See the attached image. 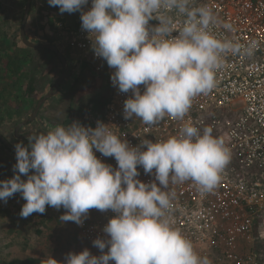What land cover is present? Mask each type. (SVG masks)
<instances>
[{
  "label": "clouds",
  "instance_id": "1",
  "mask_svg": "<svg viewBox=\"0 0 264 264\" xmlns=\"http://www.w3.org/2000/svg\"><path fill=\"white\" fill-rule=\"evenodd\" d=\"M47 2L61 14L81 12V27L92 39L94 54L115 69L113 85L132 93L124 102V118L135 116L145 125L157 124L165 115L183 120L193 98L216 86V73L228 53L251 57L258 46L214 35L215 14L207 6H192V0H91L87 12L82 9L89 0ZM172 13L184 17L175 37ZM152 19L159 26L149 28ZM224 27L232 30L230 24ZM140 85L145 86L143 94ZM212 133L211 127L201 133L188 121L166 141L145 139L131 147L102 122L95 129L77 122L67 128L56 125L47 134L30 136L27 147L15 145L18 174L0 181V201L7 203L20 193L26 201L22 218L45 213L46 206L63 207L67 211L60 219L77 225L90 209L114 211L103 229L110 238L93 241L102 255L85 249L67 254L64 264H211L174 226L175 193L169 185L191 180L202 194L216 188L231 151ZM93 149L114 157L118 169L102 163ZM138 166L149 174L155 169L158 184L136 179ZM30 170L34 174L28 175ZM46 264L61 262L50 256Z\"/></svg>",
  "mask_w": 264,
  "mask_h": 264
},
{
  "label": "built area",
  "instance_id": "2",
  "mask_svg": "<svg viewBox=\"0 0 264 264\" xmlns=\"http://www.w3.org/2000/svg\"><path fill=\"white\" fill-rule=\"evenodd\" d=\"M192 6L209 7L216 17L210 31L217 37H226L241 44L257 42L254 55L246 57L228 53L224 66L216 73V86L207 94H199L183 120L168 115L154 125H145L138 117L124 118V102L132 95L122 93L114 86L111 77L115 69L97 57L92 49V39L81 27V12L71 13V18L58 23L66 47L81 62L94 70L109 84L111 99L102 123L131 147L141 146L143 140L166 141L178 135L182 125L190 121L201 133L206 127L213 136L225 138L231 151V161L221 173V181L210 193L202 194L191 180L170 184L175 193L171 214L174 226L192 241L201 256L211 264H264V251H255V223L264 212V0H192ZM91 0L83 6L87 12ZM175 28L171 34L178 36L184 17L172 13ZM230 24L232 30L224 27ZM159 26L157 19L149 21V28ZM141 94L145 90L140 85ZM146 151V146L141 147ZM102 163L118 169L114 157H105L93 149ZM140 173L136 179L143 183L155 181V169ZM159 186V185H158ZM116 213L104 211L103 220L84 223L82 238L93 243L96 239L110 237L103 229ZM108 251V247L103 250ZM99 257L100 249L90 253ZM109 264H115L109 261Z\"/></svg>",
  "mask_w": 264,
  "mask_h": 264
},
{
  "label": "rangeland",
  "instance_id": "3",
  "mask_svg": "<svg viewBox=\"0 0 264 264\" xmlns=\"http://www.w3.org/2000/svg\"><path fill=\"white\" fill-rule=\"evenodd\" d=\"M25 6L24 0H0V133L14 147L18 143H22L25 147L29 144V141L23 142L15 137V128L22 120L28 119L33 112L35 105L29 100L32 98L35 85L40 87V94L45 96L50 90L47 87L50 84L53 85L63 71L60 60L54 54L25 50L26 46L20 36ZM50 7L47 0H32L27 34L34 42L56 45L69 61L70 75L73 68L79 66L81 62L77 61L66 47L57 25L61 21L60 18L65 21L71 17L69 14L65 16L60 12L57 15L51 13ZM14 66L18 70L15 71V68L12 70ZM79 81H81L80 78ZM83 84H87L84 79ZM106 84L110 90L109 84L107 82ZM93 97L94 95H91L89 99ZM70 98L63 99L58 107L54 103L48 105L45 112L49 115L51 119L49 123L53 127L60 125L62 119L66 117ZM87 101L88 99L85 98V104ZM75 105L76 101H74L70 117L76 118L74 122L78 123L79 118L88 108L77 112L75 111L77 105ZM26 132H29L27 127L20 134L24 135L23 133L26 134ZM214 136L222 138L225 142V138L219 135ZM9 152L0 144V181L9 180L18 174V170L14 169L17 163L16 154ZM30 172V175L34 174V170ZM21 179L26 181L27 176L21 174ZM25 203L20 193H15L8 198L7 203L0 201V264L28 257L48 259L50 256L64 264L65 257L69 253L79 254L85 249L90 253L97 251L98 248L93 243L82 238L81 226L84 223L88 224L92 221L96 223L97 220H103L104 212L95 208L90 209L87 216L83 218V223L77 225L75 222H65L60 219L67 211L63 207L57 210L46 206L45 213H33L27 218H22L19 213ZM258 253L263 254V252Z\"/></svg>",
  "mask_w": 264,
  "mask_h": 264
},
{
  "label": "flooded vegetation",
  "instance_id": "4",
  "mask_svg": "<svg viewBox=\"0 0 264 264\" xmlns=\"http://www.w3.org/2000/svg\"><path fill=\"white\" fill-rule=\"evenodd\" d=\"M85 67H87V70L85 69ZM75 72L78 73L74 74ZM59 77H57L53 85L50 84V86L47 87L50 89L49 92L53 89ZM79 78L81 79V81H79ZM99 78L102 79L101 76L97 74V72L94 70L92 65L88 63L85 64V62L79 63V66L74 67L70 75H68L62 81L56 95L49 99L43 105L35 121L26 126L27 128H29V132L47 134L48 131H51L54 127L50 125L49 120L51 122V119L48 114L46 115L45 111L47 107H49L48 105H50L51 103H54V105L57 107L60 106L61 101H63V99L67 97H71L69 102V111L66 117L62 119L60 125L67 128L70 124L74 122V120H76V118L70 117L73 112L72 108L74 101H76L77 109L75 111L78 112V110L88 108L86 113L82 115L81 118H79L78 123L85 128L95 129L97 127V122H102L107 112L108 104L103 107L102 103L104 102V100H107L111 97V90H108L106 81H100ZM83 79L86 81L87 84H83ZM90 80L92 84H89ZM105 86L107 88H105ZM39 91L40 87L38 88L37 85H35V89L33 90V95L31 98V101L33 100L35 102L34 109L37 103L44 97V94H40L41 92ZM91 95H94L93 99H89ZM85 98L88 99L87 104H85ZM22 141L24 142L29 140L23 139Z\"/></svg>",
  "mask_w": 264,
  "mask_h": 264
},
{
  "label": "water",
  "instance_id": "5",
  "mask_svg": "<svg viewBox=\"0 0 264 264\" xmlns=\"http://www.w3.org/2000/svg\"><path fill=\"white\" fill-rule=\"evenodd\" d=\"M31 9H32V0H26V6L24 9L23 20H22L21 29H20V36H21L23 44L29 49L48 50V51L54 52L62 64L63 71H62L61 76L57 80L56 84L54 85L53 89L48 94H46L37 103L34 111L31 113L29 118L20 122L16 126L15 137L17 139H21V140H23V139L29 140L30 136L40 134V133L29 132V133H26L24 135H20V132L23 128H25L30 123L35 121V119L37 118V116H38L41 108L43 107V105L49 99H51L52 97H54L56 95V93L58 92V89L60 87V84L69 75V71H70V65H69V61H68L67 57L60 51V49L56 45L49 44V43L34 42V41L30 40V38L28 37L27 24H28ZM0 141L7 147V149H9L12 153L16 154L15 147L1 133H0Z\"/></svg>",
  "mask_w": 264,
  "mask_h": 264
},
{
  "label": "trees",
  "instance_id": "6",
  "mask_svg": "<svg viewBox=\"0 0 264 264\" xmlns=\"http://www.w3.org/2000/svg\"><path fill=\"white\" fill-rule=\"evenodd\" d=\"M24 2H26V0H24ZM50 12L51 13H55L56 15L60 12L59 11V7L58 6H51L50 7ZM23 17V16H22ZM57 18H59V17H57ZM60 20H61V18H60ZM25 48V50L26 51H28V50H31V51H33V52H48V53H52V54H54L56 57H57V55L54 53V52H51V51H48V50H32V49H29V48H26V47H24ZM30 52V51H29ZM26 57H24V59H25ZM15 61V60H14ZM14 61H12V62H14ZM11 62V61H10ZM13 64H15V63H13ZM8 66V65H7ZM15 68V66L12 68V70ZM15 71L16 70H18V69H14ZM1 74V73H0ZM21 85H22V83H21ZM31 91H32V89H31ZM111 96V95H110ZM1 97V96H0ZM22 98H23V95H22ZM110 99H111V97L109 98V99H107V100H104V102L102 103V105H103V107H105L108 103H109V101H110ZM32 102H34L33 100H32ZM32 102H31V104H32ZM34 105H35V102H34ZM0 144L2 145V147L7 151L8 149L0 142ZM9 151V150H8ZM9 153H11V152H9ZM16 156V155H15ZM31 174V172H29V174L28 175H30ZM23 175V174H22ZM25 176V175H24ZM46 260L47 259H39V258H34V257H28V258H25V259H15V260H12V261H6V262H3L2 264H46Z\"/></svg>",
  "mask_w": 264,
  "mask_h": 264
},
{
  "label": "crops",
  "instance_id": "7",
  "mask_svg": "<svg viewBox=\"0 0 264 264\" xmlns=\"http://www.w3.org/2000/svg\"><path fill=\"white\" fill-rule=\"evenodd\" d=\"M64 14H65V16H67L69 13L65 12ZM69 15H70L69 17H71V14H69ZM65 16H63V17H65ZM32 50H34V49H32ZM82 68H83V66H82ZM85 69L87 70V67H85ZM99 80L101 81V80H105V79L104 78H102V79L99 78ZM29 102H31V100H29ZM255 224H256L255 225V237L257 238V240H256V244H255V248L254 249H255L256 252H263L264 251V212L259 216V219L256 221Z\"/></svg>",
  "mask_w": 264,
  "mask_h": 264
}]
</instances>
